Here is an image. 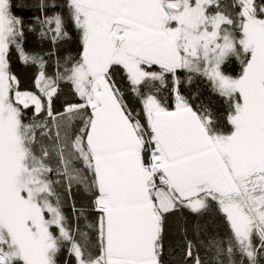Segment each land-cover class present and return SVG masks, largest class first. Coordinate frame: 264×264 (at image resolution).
I'll list each match as a JSON object with an SVG mask.
<instances>
[{"label":"snow or ice","instance_id":"snow-or-ice-1","mask_svg":"<svg viewBox=\"0 0 264 264\" xmlns=\"http://www.w3.org/2000/svg\"><path fill=\"white\" fill-rule=\"evenodd\" d=\"M0 264H264V0H0Z\"/></svg>","mask_w":264,"mask_h":264},{"label":"trees","instance_id":"trees-1","mask_svg":"<svg viewBox=\"0 0 264 264\" xmlns=\"http://www.w3.org/2000/svg\"><path fill=\"white\" fill-rule=\"evenodd\" d=\"M18 71H21L24 75H30L31 71L30 70H24L20 67L17 68Z\"/></svg>","mask_w":264,"mask_h":264}]
</instances>
